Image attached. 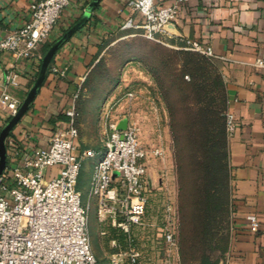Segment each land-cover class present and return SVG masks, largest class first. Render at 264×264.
Returning a JSON list of instances; mask_svg holds the SVG:
<instances>
[{"label":"built area","instance_id":"built-area-1","mask_svg":"<svg viewBox=\"0 0 264 264\" xmlns=\"http://www.w3.org/2000/svg\"><path fill=\"white\" fill-rule=\"evenodd\" d=\"M187 0L162 4L156 0H129L130 16L121 28L134 29L149 39L171 36L170 25ZM71 0H34L30 19L0 38V60L5 52L16 58H43L41 47L50 38L63 10ZM190 48L215 57L210 44L181 37ZM255 65L264 68V58ZM49 69L66 75V68L51 63ZM20 72L10 68L0 81V117L8 120L19 109L23 97ZM83 76L66 109L68 120L50 135L45 146L28 153L13 139L17 162L8 163L0 174V264H100L94 251L90 230V210L96 203L99 235L104 238L113 231L109 264H174L172 252L178 248L179 212L174 198L167 195L162 208L150 217L151 184L148 163L162 154L161 148H149L140 138V127L128 118L124 129L118 128L121 116L111 117L104 108L108 130L102 147H81L78 101L83 89ZM107 118V119H106ZM226 129L231 136L238 125L237 117L228 107ZM7 122V121H6ZM104 148V149H103ZM94 159L88 188V201L78 186L84 160ZM60 165L57 172L50 170ZM251 229L260 222L250 214ZM127 242L122 246L120 236ZM142 246L137 245V240ZM168 255L164 257L163 254ZM219 264H227L221 260Z\"/></svg>","mask_w":264,"mask_h":264},{"label":"crops","instance_id":"crops-1","mask_svg":"<svg viewBox=\"0 0 264 264\" xmlns=\"http://www.w3.org/2000/svg\"><path fill=\"white\" fill-rule=\"evenodd\" d=\"M32 1L0 0V38L30 19ZM90 1L71 0L47 42L76 22ZM128 1L100 0L90 20L58 49L52 63L65 67L66 75L48 70L29 110L8 136L16 145L34 153L47 144L58 126L66 124V109L82 77H87L110 46L109 39L136 31L121 28L131 14ZM156 1L169 4L173 0ZM170 30L168 38L178 45L184 43L183 37L212 46L226 81L227 107L237 117V128L229 136L232 234L222 260L227 264H264V68L255 65L258 57L264 58V0H187ZM43 46L40 51L44 54ZM40 65L37 56L16 58L7 51L0 60V81L11 67L18 70L21 87L17 91L24 98ZM83 105L78 103V143L83 148H98L106 136L107 121L96 106ZM121 117L129 118L126 114ZM6 121L0 117V130ZM7 148L8 163L17 162L9 140ZM59 169L56 165L50 170ZM92 169L82 177V168L78 182L81 190L88 188ZM250 214L259 219L256 231L251 229Z\"/></svg>","mask_w":264,"mask_h":264},{"label":"rangeland","instance_id":"rangeland-1","mask_svg":"<svg viewBox=\"0 0 264 264\" xmlns=\"http://www.w3.org/2000/svg\"><path fill=\"white\" fill-rule=\"evenodd\" d=\"M109 41L110 46L88 72L78 103L92 109L96 106L100 112L109 106L113 118L121 114L128 115L139 125L141 141L149 148H161L162 154L151 157L148 163L151 177L148 215L153 217L162 208L167 195L174 198L179 212L178 248L171 256L165 253L163 256L170 257L174 264H200L205 252L213 254L214 257L221 256V249L229 244L232 234L230 197L223 207L213 212L212 228L207 233L202 232L197 226L199 206L195 204L188 208L185 215V210L180 206L179 157L173 131L171 104H176L183 98L179 88L191 77L189 72V76L184 74L185 50L199 51L182 44L178 45L168 36L160 35L155 39H149L139 31L117 34ZM212 58H214L213 66L210 65L212 79L218 80L219 77L222 80L215 83L213 91L216 96L214 105L217 112L214 116L216 128L214 133L220 136L222 121L220 111L227 109L228 101L224 97L227 89L221 62L215 57ZM186 96V106L183 111L181 110L182 122L188 129L185 140L189 144H194V147H191L185 156L191 175L190 183L197 189L194 192L198 199V187L205 183L201 178L203 170L198 159L204 156L205 148L201 142L206 138V129L209 125L203 120L201 107L204 103L199 102L189 91ZM227 138L229 140L228 133ZM102 146L101 143L100 147ZM93 165L94 159L84 160L82 177L88 175ZM88 188L82 190L83 204L88 201ZM92 203L90 230L93 248L100 264H109L110 254L114 251L110 239L115 233L112 231L104 238L100 237L96 203L94 201ZM120 242L122 246L127 244L122 235ZM137 245L142 246L140 239L137 240ZM222 259L224 255L220 257V261ZM143 260V264H153L148 263L152 261L151 258L145 257Z\"/></svg>","mask_w":264,"mask_h":264},{"label":"trees","instance_id":"trees-1","mask_svg":"<svg viewBox=\"0 0 264 264\" xmlns=\"http://www.w3.org/2000/svg\"><path fill=\"white\" fill-rule=\"evenodd\" d=\"M53 41H48L44 44V53ZM182 45L188 46L185 42ZM185 53L186 64L184 74L189 76L190 73L191 77L189 81H184L183 86L179 88L183 98L179 102H176V104H171V113L174 119L173 131L177 155L179 157L180 206L185 210L184 215L188 208L193 207L195 204L199 206L197 207V226L202 232L207 233L212 228L213 212L223 207L229 197L231 200L229 140L227 138L225 109L220 111V116L222 117L220 136L214 133L216 129L214 116L217 112L214 105L216 96L213 94V91L215 90V83L222 80L219 77L218 80H216L217 78L212 79L213 77L210 74V65L213 66L214 58L200 52L191 51L190 49L185 50ZM188 91L193 93L199 102L204 103V106L201 107L204 115L203 120L209 125L208 129H206V138L201 142L202 147L205 148L204 156L202 159H198V163L202 166L203 170L201 178L205 181L203 186L198 187V199L194 192L197 189L190 183L191 175L188 172V161L185 156L189 149L194 147V144H189L185 140L188 129L184 127L182 122L183 114L181 110H184L186 106L185 98ZM224 97L227 99V93ZM229 246L230 242L221 249V256L225 255ZM221 256L217 255L214 257L213 254L205 252L201 257L200 264H219Z\"/></svg>","mask_w":264,"mask_h":264},{"label":"water","instance_id":"water-1","mask_svg":"<svg viewBox=\"0 0 264 264\" xmlns=\"http://www.w3.org/2000/svg\"><path fill=\"white\" fill-rule=\"evenodd\" d=\"M100 0H91L88 6L85 8L81 17L70 25L60 36H58L45 51L40 70L37 77L34 79L31 87L29 88L26 96L24 97L19 109L15 114H13L4 126L0 130V174L5 169L8 162V148H7V138L11 134L13 128L21 120L24 114L29 110L31 104L33 103L39 89L41 88L46 75L49 70V66L58 51L80 28H82L91 18L94 9ZM128 117L122 118L118 123L119 129H124L127 126ZM149 182L151 184V177L149 176Z\"/></svg>","mask_w":264,"mask_h":264}]
</instances>
